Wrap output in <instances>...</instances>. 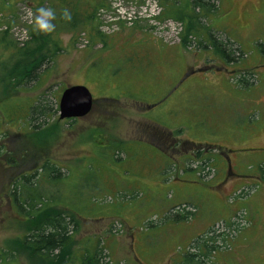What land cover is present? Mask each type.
<instances>
[{
  "label": "rangeland",
  "instance_id": "1",
  "mask_svg": "<svg viewBox=\"0 0 264 264\" xmlns=\"http://www.w3.org/2000/svg\"><path fill=\"white\" fill-rule=\"evenodd\" d=\"M107 1L111 7L98 12L99 40L91 41L87 30L70 31L55 14L52 32L65 49L52 59L43 82L18 91L14 83L7 90L0 85V94H9L6 107L24 108L16 120L0 126V249L16 250L20 264H40L19 247L29 224L14 209L10 190L18 175L51 158L73 172L70 181L60 182L62 194L69 195L79 175L82 180L90 175L107 197L104 213L80 216L73 244L78 254L102 237L114 263L177 264L186 251H194L195 237L212 228L223 233L225 223L239 217L238 230L227 231L225 241L217 236V251L206 264H264V0H211L215 9L203 23L230 40L233 59L216 47L211 52L184 48L182 23L152 13L164 11L158 0ZM175 1L182 8L189 0ZM50 5V0L41 6L35 0L18 3L9 37L20 45L28 41L37 9L53 10ZM160 41L176 53L159 50L151 62L132 68L130 56L140 44L149 47L144 55H151L152 43ZM4 59L8 53L0 57V71ZM77 84L91 90L93 108L67 122L60 118L59 98L64 88ZM47 92L58 111L30 123L29 106ZM126 141L129 149L119 151L123 162L109 161L105 145L125 147ZM205 156H212V163L201 171ZM89 161L93 168H86ZM125 188L133 197L129 206L126 200L119 206L116 194ZM86 192L81 190L82 206ZM182 204L193 213H179ZM110 211L115 214L102 216Z\"/></svg>",
  "mask_w": 264,
  "mask_h": 264
},
{
  "label": "trees",
  "instance_id": "2",
  "mask_svg": "<svg viewBox=\"0 0 264 264\" xmlns=\"http://www.w3.org/2000/svg\"><path fill=\"white\" fill-rule=\"evenodd\" d=\"M33 1L34 0H0V28L5 26L2 32H0V57L8 53V60H3V69L0 71V85H3L2 87L4 90H7V86L12 83L16 84L15 89L17 91L20 88L31 89L32 85H36L34 81H37V84H41L48 74V65L51 64L52 59L55 58L61 50L65 49L61 44V39L54 32L37 33L33 30L34 24L32 25L33 27L31 26V28L28 29L29 40L24 42V44L20 45L19 42L17 43L9 37L10 29L12 25L15 24V18H13L17 10L15 6L20 2L33 4ZM35 1H38V4L41 6L44 0ZM50 2L51 8L55 11V14L58 15L60 25H65L67 29L73 32L87 30L91 41L100 39L98 33L100 32L98 27V12L101 9H108L111 7L107 0H50ZM158 2L159 5L164 8V11L155 18L161 21L172 19L178 23H182L183 32H180L182 42H180L184 48L193 50L192 46H196L199 50H203L206 47L207 51L210 50L209 52H211L212 49L216 47L225 59H233L235 50L229 43L230 40L217 37V35L214 34L215 30L203 23L204 19L208 17L209 12L215 9H213L215 5L213 6L211 0H189L182 8H180V1L177 3V1L174 0L171 3L169 0H158ZM36 7H38L37 4ZM175 7L176 12L174 11ZM64 9L70 11L72 15L71 21L63 19L62 13ZM184 29L186 31L185 33ZM208 32H210V38L206 37ZM106 42L107 41H105V43ZM152 46L154 48L152 49L154 53L151 55H144L146 48L149 47H142L140 44L138 49L139 52H134L135 55L132 54L130 56L133 57V62L126 56L127 60L131 61L130 65H133L132 68H137V64L140 62H142V64L144 61L147 63L148 61L151 62V56L156 55L159 50L160 55L171 56V53H176V48H170V45L164 44L162 41L157 43L153 42ZM209 52L207 53L211 54ZM137 57L138 59L135 64ZM125 94L139 98L137 95ZM8 95L7 93L0 94V103H2L0 105V110L3 111L0 117V126L7 120L10 122L14 119L16 120L19 113L24 110L22 106L11 105L6 107L3 103V99L7 98ZM50 96L51 93L49 94L48 92L39 95L29 106V113L25 117L30 120L32 118L35 120L43 115L52 114L49 112L52 109L54 112L58 111L57 108H54ZM52 97H56L57 99V96L54 94ZM140 101L143 102L142 100ZM3 117L6 119H2ZM74 120L75 119H69L67 122H73ZM30 123H32V120ZM40 126L42 125L37 124V126L34 127L39 128ZM179 131L181 130H177L176 133L179 134ZM129 143L131 142L126 141L125 147L118 144L105 145V149L111 152L109 161L113 159L119 163L123 162V157L120 156L119 151H121V149L127 151L129 149ZM200 151L201 148H197V152L200 153ZM212 158V156H205L201 164V168L203 167L201 171L208 169L206 165L209 166V164L212 163ZM258 162H261V160H258ZM94 164V162L89 161L86 168H93ZM188 170H191V168ZM260 170L261 173L264 174L263 162L260 163ZM72 174L73 172L70 170V167H64L53 162L51 158H46L42 165L35 167L29 172H23L15 178L10 190L11 203L14 209L28 219L27 225L29 224V228L27 227V231L23 235L22 240L19 241V247L29 252L35 260L38 261L39 258L41 260L38 261L40 264H121L114 263V261L107 256L108 254H106L104 250L110 246L108 244L106 245L107 247L104 246L106 240L102 237H95L94 239H97L96 243L95 241L88 243L80 254H78V248L75 251L73 250L75 240L74 234L79 230L80 216L86 217L92 214V211L95 213H104V209L107 210L108 207L104 205L105 199L107 198L104 196L105 193L98 192L95 187L97 185L94 183L95 179L91 178L90 175L84 176V180H82L81 177L83 175H79L77 183L69 187V195L62 194L60 189H64V187H59L61 184L60 182L65 181ZM70 180L71 179L68 178V181ZM52 183L54 184L52 185ZM127 185L128 184H126V186ZM117 188L119 189V187ZM128 188L117 192L115 201L117 205L120 206L121 202L126 200L129 206L133 194L127 190ZM82 189L87 190V201H83L86 203L84 206L80 205L82 201ZM137 194L138 192L135 193V197ZM61 205L64 206L63 210L59 209ZM187 205L188 204L178 205V212L192 214L193 211L191 212L186 209ZM181 206H183V208ZM173 207H176V204L173 205ZM86 212L89 214H85ZM112 214H115V212L110 211L102 216H110ZM238 219L239 217L233 219L232 222L227 221L223 233L216 234L212 231V228L205 235L202 234L195 237L197 239L190 245V248L194 249V251H186L183 256L180 257L177 264H206L207 261L211 259L212 253L217 251L218 245H215L217 236H222L223 241H225L227 231H236L239 229ZM146 224L149 227L150 222H146ZM30 225H33L32 228H30ZM143 235L145 236V232H143ZM12 260H16L18 264H20L18 252L13 249L1 248L0 264H9ZM30 264L36 263L31 262Z\"/></svg>",
  "mask_w": 264,
  "mask_h": 264
},
{
  "label": "water",
  "instance_id": "3",
  "mask_svg": "<svg viewBox=\"0 0 264 264\" xmlns=\"http://www.w3.org/2000/svg\"><path fill=\"white\" fill-rule=\"evenodd\" d=\"M94 95L82 84L69 85L62 91L58 106L61 119H77L87 116L92 108Z\"/></svg>",
  "mask_w": 264,
  "mask_h": 264
},
{
  "label": "clouds",
  "instance_id": "4",
  "mask_svg": "<svg viewBox=\"0 0 264 264\" xmlns=\"http://www.w3.org/2000/svg\"><path fill=\"white\" fill-rule=\"evenodd\" d=\"M63 19L71 21L72 15L68 9H64L62 13ZM55 19V13L51 9L38 8L37 15L34 21L33 30L37 33H51L54 30L52 21Z\"/></svg>",
  "mask_w": 264,
  "mask_h": 264
},
{
  "label": "built area",
  "instance_id": "5",
  "mask_svg": "<svg viewBox=\"0 0 264 264\" xmlns=\"http://www.w3.org/2000/svg\"><path fill=\"white\" fill-rule=\"evenodd\" d=\"M152 13L154 14V16H157V15H159V14H160V13H159V14H158V13H156V8H154V9H153Z\"/></svg>",
  "mask_w": 264,
  "mask_h": 264
}]
</instances>
